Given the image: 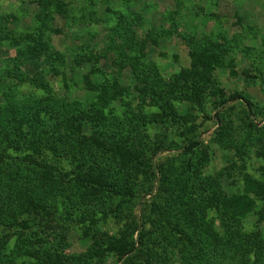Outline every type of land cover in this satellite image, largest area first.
I'll use <instances>...</instances> for the list:
<instances>
[{"label":"rangeland","instance_id":"374dc122","mask_svg":"<svg viewBox=\"0 0 264 264\" xmlns=\"http://www.w3.org/2000/svg\"><path fill=\"white\" fill-rule=\"evenodd\" d=\"M61 1L0 0V264H264V0Z\"/></svg>","mask_w":264,"mask_h":264},{"label":"trees","instance_id":"16d2710c","mask_svg":"<svg viewBox=\"0 0 264 264\" xmlns=\"http://www.w3.org/2000/svg\"><path fill=\"white\" fill-rule=\"evenodd\" d=\"M47 1L50 3L51 6H53V5L60 6L62 4V1L61 0H47ZM7 74H6L7 77H10V76L13 75V74H9V73H7ZM25 120H26V118H24L22 121L25 122ZM56 147H57L56 145H53V147H52V149L54 150V152H56V150H57ZM0 154L3 155L2 153H0ZM36 154L39 157L40 152H39L38 149L35 148L34 149V152H31V154H29V155H27L25 157H21V159H19V161H20L21 164H25L26 167H30L33 170H37V169H41V170L44 169L45 171H47L46 169L51 170L49 165H45V164L40 163V160L38 159V157L36 156ZM2 158H3V156H0V162L2 161ZM237 204L239 206V205H241L243 203H242L241 200L238 199L237 200Z\"/></svg>","mask_w":264,"mask_h":264}]
</instances>
